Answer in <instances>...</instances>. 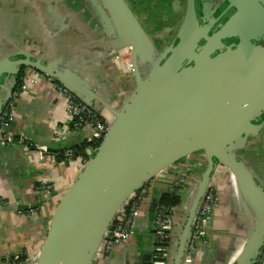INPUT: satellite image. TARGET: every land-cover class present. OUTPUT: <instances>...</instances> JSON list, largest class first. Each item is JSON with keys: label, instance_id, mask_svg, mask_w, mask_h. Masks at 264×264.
Returning a JSON list of instances; mask_svg holds the SVG:
<instances>
[{"label": "water", "instance_id": "obj_1", "mask_svg": "<svg viewBox=\"0 0 264 264\" xmlns=\"http://www.w3.org/2000/svg\"><path fill=\"white\" fill-rule=\"evenodd\" d=\"M205 1L186 0L173 43L157 57L123 1L102 0L108 8L105 24L119 45L114 61L134 84L119 110L106 104L100 108L88 97L92 94L73 88L56 62L28 54L0 57V90L6 93L0 115L12 99L6 80L28 68L54 80L109 127L58 202L38 256L25 264H93L122 205L163 170L199 152L206 169L189 189L192 201L182 209L170 264H181L197 208L217 166L232 176L241 206L255 218L234 264L257 262L264 244V187L236 153L264 126V48L255 46L264 38V0H221L214 10ZM124 58L128 60L122 63ZM104 109L113 117L107 118Z\"/></svg>", "mask_w": 264, "mask_h": 264}, {"label": "crops", "instance_id": "obj_2", "mask_svg": "<svg viewBox=\"0 0 264 264\" xmlns=\"http://www.w3.org/2000/svg\"><path fill=\"white\" fill-rule=\"evenodd\" d=\"M122 1L153 44L157 57L162 55L182 24L186 0ZM107 9L102 0H0V57L15 59L28 54L43 62H56V69L61 74L67 72L65 78L73 88L92 94L88 97L100 108L106 104L119 110L134 84L114 61L119 45L105 24ZM22 71L20 68L5 82L12 97L16 93L19 97L13 120L4 131L29 145L0 147V264L10 256H38L58 202L81 171V153L68 160L58 152L76 149L86 141V132L75 131L70 125L58 84L34 70ZM18 78L24 89H18ZM5 97L0 90V102ZM104 112L107 118L113 117L109 110ZM32 145L46 146L49 154L40 157ZM236 156L264 187V126ZM205 169V156L199 152L159 173L140 208L134 235L102 264H151L152 210L175 178L190 175L197 183ZM211 185L218 205L208 225L207 243L193 256L183 257L181 264H234L254 227V215L241 206L234 179L226 169L216 167ZM178 194L183 214L182 209L191 204V192L184 188ZM29 208H35L36 214L28 215Z\"/></svg>", "mask_w": 264, "mask_h": 264}, {"label": "built area", "instance_id": "obj_3", "mask_svg": "<svg viewBox=\"0 0 264 264\" xmlns=\"http://www.w3.org/2000/svg\"><path fill=\"white\" fill-rule=\"evenodd\" d=\"M124 58V61H127ZM125 63V62H124ZM125 69V64H124ZM32 84L33 81H30ZM25 86H20L24 89ZM57 91L65 100L66 113L73 130L86 132L85 144L87 147L84 150L81 159V169L92 157L98 146L101 144L108 131V122L103 119L92 108L81 103L74 95L68 92L61 86H56ZM19 93L14 94L12 101L5 106V109L0 115V147L11 146L18 147L21 145H29L26 140L14 139L8 136L4 128L6 122L13 120V115L16 110V102ZM39 156L49 154V149L46 146L32 145ZM61 153L65 159L72 160L75 156V151L72 148L62 149ZM154 180L148 181L137 190L121 207L115 215L107 233L104 235L98 254L93 264H102L108 261L115 249L122 243L129 240L135 232L134 222L139 216L140 208L143 202L150 196ZM195 185V180L190 175H182L175 178L166 186L168 193L180 191L184 188L191 189ZM44 189L50 190L51 186L44 185ZM218 205V195L215 188L210 185L206 193L201 198L197 208L196 217L191 225V234L187 246L185 248L184 257L193 256L197 249L207 243L208 225L212 219L214 210ZM181 205L178 206H162L155 207L152 221V238L154 242L151 263L152 264H170V257L173 251L174 235L176 234V227L181 218ZM26 213L28 215H35L36 209L29 208ZM24 256V255H23ZM23 256L15 255L6 257L2 264H17ZM29 261L25 260L21 264ZM255 264H264V244L261 248L260 256Z\"/></svg>", "mask_w": 264, "mask_h": 264}, {"label": "trees", "instance_id": "obj_4", "mask_svg": "<svg viewBox=\"0 0 264 264\" xmlns=\"http://www.w3.org/2000/svg\"><path fill=\"white\" fill-rule=\"evenodd\" d=\"M221 51L222 50H219V52H221ZM22 69L23 68H21V71H22ZM16 84H17V87L19 89V87L22 84V79L21 78H18ZM17 87H16V89H17ZM16 89H15L14 92H16ZM11 101H12V99L6 105H8ZM86 147H87V145L84 143L80 147L74 149L75 156L79 155L80 153L83 155L84 150H85ZM180 201L181 200H180V195L178 194V191L173 192V193L166 192V193H164L163 195L160 196L159 206L160 205H162V206H168V207H170V206H178V205H180ZM24 260H25V256H23L22 259L20 260V262H18L17 264L23 263Z\"/></svg>", "mask_w": 264, "mask_h": 264}, {"label": "flooded vegetation", "instance_id": "obj_5", "mask_svg": "<svg viewBox=\"0 0 264 264\" xmlns=\"http://www.w3.org/2000/svg\"><path fill=\"white\" fill-rule=\"evenodd\" d=\"M207 1H209L210 2V7H211V9L212 10H214L215 8H216V5H218L219 3H221L222 1L221 0H207ZM207 1H205V5L204 6H206V3H207ZM262 9H264V1H262ZM209 7V8H210ZM209 11H210V9H209ZM209 11H207V12H209ZM226 18L225 17H223L222 19H220L219 20V22H224V20H225ZM209 35H210V33H209ZM230 45H232V43L231 42H229L228 43V46H230ZM255 46H257V47H262V48H264V38H262V39H260L258 42H257V44L255 45ZM219 53V51H216L214 54H213V56H215L216 54H218ZM263 118H264V116H263ZM152 264V263H151Z\"/></svg>", "mask_w": 264, "mask_h": 264}, {"label": "bare ground", "instance_id": "obj_6", "mask_svg": "<svg viewBox=\"0 0 264 264\" xmlns=\"http://www.w3.org/2000/svg\"><path fill=\"white\" fill-rule=\"evenodd\" d=\"M122 63L124 62V59L121 61ZM124 65V64H123Z\"/></svg>", "mask_w": 264, "mask_h": 264}]
</instances>
